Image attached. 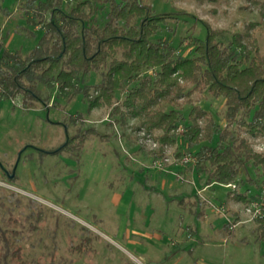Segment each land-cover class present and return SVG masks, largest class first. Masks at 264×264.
Listing matches in <instances>:
<instances>
[{
    "label": "rangeland",
    "instance_id": "obj_1",
    "mask_svg": "<svg viewBox=\"0 0 264 264\" xmlns=\"http://www.w3.org/2000/svg\"><path fill=\"white\" fill-rule=\"evenodd\" d=\"M94 1V19L102 22L106 6ZM263 2L140 0L152 14L171 15L155 37L170 35L177 42L181 35H204L210 27L224 28L227 33L218 39L227 42L231 32H242L252 23L248 29L264 49ZM24 3L0 0V55L5 48L25 54L43 32L39 24L25 20ZM84 78L95 82L99 75L92 72ZM191 97L225 124L223 98L206 92ZM188 108L185 105L183 112ZM142 128L134 117L119 122L109 107L88 110L81 96L67 101L42 84L33 102L22 94L0 98V185L6 187H0V251L8 253L4 261L264 264V240L256 239V220L245 210L251 202L230 197L232 185L207 184L194 169L192 152L179 142L163 146L167 159L158 166L154 162L163 158H154L151 150L159 143ZM230 128L247 137L254 149L264 150L261 132L252 134L238 123ZM76 133L81 135L68 139ZM247 173L256 177L252 166ZM8 187L44 205L31 212L27 199L13 196ZM246 187L249 193L258 191L249 184L240 189ZM15 246L20 257L11 256Z\"/></svg>",
    "mask_w": 264,
    "mask_h": 264
},
{
    "label": "trees",
    "instance_id": "obj_2",
    "mask_svg": "<svg viewBox=\"0 0 264 264\" xmlns=\"http://www.w3.org/2000/svg\"><path fill=\"white\" fill-rule=\"evenodd\" d=\"M100 1L106 6L102 22L94 19V0H25V20L43 32L25 54L17 48L3 50L0 98L22 94L33 102L42 84L67 101L81 96L88 110L109 107L119 122L134 117L159 143L151 150L154 158L163 157L164 145L179 142L192 152L194 169L207 184L233 183L230 197L257 202L264 212V150H255L247 137L230 128L238 123L252 134H264V49L248 29L252 23L231 32L227 42L218 39L227 33L224 28L210 27L204 35H181L174 42L170 35L155 37L171 15L152 14L140 0ZM92 72L99 80L87 82L84 76ZM194 92L223 98V126L211 110L193 102ZM248 166L256 177L246 174ZM244 184L258 191L241 190ZM7 189L26 198L31 212L44 205ZM35 215L38 220L39 213ZM255 220L256 239L264 240V214ZM7 255L0 251V264H7ZM11 256L20 257L18 246Z\"/></svg>",
    "mask_w": 264,
    "mask_h": 264
},
{
    "label": "built area",
    "instance_id": "obj_3",
    "mask_svg": "<svg viewBox=\"0 0 264 264\" xmlns=\"http://www.w3.org/2000/svg\"><path fill=\"white\" fill-rule=\"evenodd\" d=\"M255 150H256V149H255ZM162 158H163V160H161V161L157 160V161L154 162V163H156L158 166L161 165V164H163V163H164L163 161L166 160L167 157H166V156H163ZM184 158H185V159H188V157H186V156H184ZM228 185H232V186H234V185L231 184V183H228ZM245 210H246V212L250 215V217H252V218L261 217V216H263V214H264L263 210H262L261 207L259 206V203H257V202H251V205L246 206V207H245Z\"/></svg>",
    "mask_w": 264,
    "mask_h": 264
}]
</instances>
